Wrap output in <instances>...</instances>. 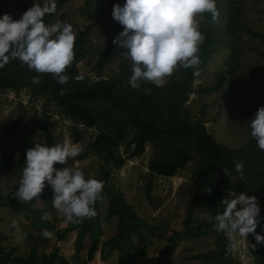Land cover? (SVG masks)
<instances>
[{"label": "rangeland", "instance_id": "obj_1", "mask_svg": "<svg viewBox=\"0 0 264 264\" xmlns=\"http://www.w3.org/2000/svg\"><path fill=\"white\" fill-rule=\"evenodd\" d=\"M22 1L27 0H0V18L9 14L14 20L21 19ZM125 2L126 0H63L57 5L56 12L50 19L44 21L49 26L57 22L71 24L76 39L79 33L85 31L81 37V56L74 64L77 75L83 77V84L113 80L122 89L130 86L128 81L132 75L131 61L123 55L126 49L113 44L117 33V22L112 17L113 6L122 7ZM37 3L42 6L43 0H32L30 8ZM216 4L220 13L218 21L213 22L208 15L207 18L204 16L200 24V30L205 36L199 51L202 61L201 74H193L186 86L172 93L171 98L174 101L167 105L166 111L174 112L172 117L178 122L187 125L196 121L201 123L210 141L218 148L236 152L252 138L249 124L263 105L264 0H216ZM229 29L233 33L232 37L229 35ZM77 43L75 40V44ZM232 50L236 51L234 56H231ZM186 71L187 69L181 68L175 72L165 86L168 87L173 82L181 83V75ZM0 74L5 77L2 79L5 84H0V201L5 205V196L2 193L7 191V197L14 199L11 204L15 209L0 207L11 209L22 216L24 214L22 205L25 206L26 203L20 201L15 192H12L13 189L19 188L22 178L16 161L23 145L28 151L36 144L51 147L68 142L82 150L76 157L78 163L75 165V160L68 158L67 164H55L54 167L62 170L76 166L85 173L86 179L97 180L107 171L108 177L102 181L112 192L121 193L131 212L142 221V226L137 224L129 233V264H155L157 257L164 255L166 237L174 232L187 231L185 238L177 244L172 253L164 257L168 258L169 264H197L200 260L194 259L195 255L206 253L217 256L222 252V249L217 247L214 220L209 222L200 219L201 212L211 214L204 205L194 206L189 214L188 226L183 225V220L188 215V206L201 185V179L195 175L192 167L183 166L172 177L156 175L149 171V163L166 157L169 151L163 140L145 143L139 156L124 160L119 168H112L90 149V144L97 134L96 128H86L66 117L63 108L47 96L39 83L32 82L34 76L19 77L15 70L7 65L0 68ZM218 81L216 91L207 90ZM92 109L96 113L102 110L97 104L93 105ZM121 124L124 132L112 152L115 157L122 158L131 147L130 142L136 131L123 122ZM45 134L51 138V144L47 143ZM174 143L181 148L185 147L192 155L197 154L185 138ZM25 166L26 158L23 168ZM222 173L225 174L224 171ZM147 184H150V202H147L144 196ZM250 185L264 200V181H251ZM237 196L232 187L221 192L222 201ZM52 199L53 191L50 186H46L41 198L32 203L33 206H40L38 208L44 211L43 216L49 212L50 221H64V217L53 208ZM106 207L107 199L103 195L102 200L98 201L97 218L90 221V224H83L85 233L81 250L77 254L72 250V264H93L101 242L105 241L104 238L107 240L116 235L117 217L106 219ZM25 214L28 217L27 222L34 220L30 213L25 211ZM90 226L91 230H88ZM55 228L51 231H55ZM69 232H72L75 239L77 229ZM94 235L98 238L97 251L92 260L87 261L86 250ZM223 235L229 244V238L224 233ZM30 238L32 241H29ZM26 240L31 242L32 247H36L41 240L43 250L31 249L29 254H26V251L20 249L18 256H15L14 248L2 244L0 240V254L11 253L10 257L25 261L32 255L39 262L47 259L56 247L47 245V238L39 234L35 236L26 233ZM237 240V250L228 255V263L225 264H254L251 256L254 243L252 235L249 234L246 240L239 237ZM62 247H57L55 262L62 257ZM139 251H143V257ZM122 258L123 255L117 251V257L110 260L109 254V261L105 264H122ZM64 261L67 264V260ZM222 261L223 258L215 264H222ZM94 264L103 263L96 260Z\"/></svg>", "mask_w": 264, "mask_h": 264}, {"label": "clouds", "instance_id": "obj_2", "mask_svg": "<svg viewBox=\"0 0 264 264\" xmlns=\"http://www.w3.org/2000/svg\"><path fill=\"white\" fill-rule=\"evenodd\" d=\"M56 8V0H43L42 6L34 4L19 20L9 14L0 18V68L10 60H18L22 67L27 65L29 71L37 73L33 83H40L42 74L52 75L62 85L68 83L66 72L75 60L76 34L68 23L45 24V15L55 13ZM205 14L213 22L218 21L216 0H126L122 7L113 6L112 17L124 29L113 44L126 49L123 55L132 64L128 84L133 90H139L142 82L162 88L181 68L193 69L195 76L201 74L199 51L205 36L200 24ZM75 79L80 81L83 77ZM249 125L251 137L264 151V107L258 109ZM81 151L79 146L68 142L51 147L36 144L29 149L17 198L29 203L39 199L45 187L50 186L53 208L64 217L65 223L82 224L84 219L94 218L95 204L103 198V181L86 179L76 166L62 170L54 167L67 164L68 158H73L76 165ZM223 170L228 176V170ZM235 171L245 179L243 162L235 163ZM207 192L211 194V189ZM222 205V213L213 217L201 212L200 219L214 220V230L229 238L226 254L237 250V237L246 240L251 234L257 244H264V235L256 233L261 210L255 196L240 193L231 200L224 199ZM12 226L16 227L15 221ZM44 235L50 237L51 233L45 231Z\"/></svg>", "mask_w": 264, "mask_h": 264}, {"label": "trees", "instance_id": "obj_3", "mask_svg": "<svg viewBox=\"0 0 264 264\" xmlns=\"http://www.w3.org/2000/svg\"><path fill=\"white\" fill-rule=\"evenodd\" d=\"M63 0H57L58 5ZM32 0L22 1V16L30 9ZM52 15V14H51ZM51 15H45L44 21H48ZM206 18L208 14H205ZM123 26L116 23V37L122 32ZM85 31L79 33L75 44V60L74 63L67 69L66 74L69 76V81L66 84L58 83L50 74L40 75V88L63 108V114L71 118L86 128H96L97 134L94 136L90 149L96 155L102 157V161L109 164L112 168H119L124 160L139 156L143 152L145 143L149 141L158 142L163 140L168 147L166 157L162 159L152 160L148 169L151 173L172 177L176 171L186 165H190L195 172V175L201 179V185L194 195L191 203L188 206V215L183 220L184 227L188 226L189 214L194 206L202 204L211 213L213 217L220 214L224 210L221 200V192L226 188L232 187L236 194L245 193L249 197L255 196L260 207V223L257 226L256 233L264 235V200L258 195L250 185L251 181H264V151H261L254 138H250L245 144L241 146L236 152H232L225 148H218L210 141L208 134L204 127L199 122H193L187 125L184 122L176 121L172 116L173 113H167V105L173 102L171 98L172 93L180 87L186 86L189 80L193 77V70L187 69L186 73L181 75V83H171L162 88H158L152 84L141 83L139 90H133L131 86L124 87V89L117 86L113 80H100L96 83L83 84L82 80L77 81L78 76L74 64L79 61L81 56L80 46L82 35ZM229 35L232 37L233 33L229 29ZM115 37V39H116ZM236 51L232 50L231 56H234ZM8 67L15 70L19 77L22 76H36L37 73L29 71L27 65L21 66L18 60H10ZM4 75L0 74V84L4 85ZM219 80H221L219 78ZM218 83L207 89L216 91ZM145 89H149L147 93ZM99 105L102 110L99 113L93 111V105ZM264 107V97L263 105ZM167 116V117H165ZM101 118V119H99ZM172 118V119H171ZM103 123L100 124L99 122ZM121 122L131 126L136 131L135 137L130 142L131 147L126 152L125 157H115L112 148L115 147L122 138L123 127ZM46 141L51 144V138L45 134ZM181 138L189 140L196 155L190 154L185 147L175 145V141ZM129 146V145H128ZM27 147L23 145L20 148L16 166L22 172L23 163L26 158ZM237 161L243 162L245 179H241L239 174L235 171V163ZM223 169H227L229 175L223 174ZM108 172L105 171L100 176V181L107 179ZM104 183V182H103ZM211 189V194L207 190ZM18 189H13L15 192ZM150 184H147L144 196L147 202H150ZM107 199V207L105 210V218L117 217V233L115 236L101 242V247L98 250L100 260H105L112 251H118L123 255L122 264H129L131 261L130 255L127 253L128 237L131 230L136 228L137 224L143 225L142 221L138 220L131 212L119 192H112L104 183L103 194ZM41 198V197H40ZM39 198V199H40ZM22 205L23 217L27 220L25 214L30 213L34 220L30 222L31 227L35 231L41 229L51 231L54 226L44 218V211L33 206L34 201ZM14 199H9L5 196V205L8 208H13L11 202ZM7 202V203H6ZM10 203V204H9ZM4 204V203H3ZM97 205L95 204L96 216L92 219H84L82 224L68 223V226L55 234L56 241H61L66 234L71 230L77 229V233L73 243L74 254L81 250V244L85 233L83 224H90L89 222L97 218ZM91 230V226L88 227ZM187 231L174 232L166 237V245L163 253L157 257L155 264H169L168 258L173 249L181 242ZM253 237V245L251 248V256L254 264H264V244H257L255 236ZM0 240L2 237L0 236ZM217 247L222 249V252L217 256L211 254H198L193 258L200 260L197 264H215L222 261V264L228 263V255L226 249L228 247L227 240L223 233H217L216 237ZM98 238L96 235L92 236L89 246L86 250V260L91 261L93 254L97 251ZM255 246V247H253ZM57 247H54L47 259L36 261L32 255L28 257V261L17 257H10L11 253L5 255L0 254V264H66L62 257L55 262V255ZM140 256L143 257V251H139Z\"/></svg>", "mask_w": 264, "mask_h": 264}, {"label": "crops", "instance_id": "obj_4", "mask_svg": "<svg viewBox=\"0 0 264 264\" xmlns=\"http://www.w3.org/2000/svg\"><path fill=\"white\" fill-rule=\"evenodd\" d=\"M35 206L37 209H39L38 207H40L38 204ZM39 210H42V209H39ZM49 216H50L49 212H46L44 218L48 220L50 224L56 227L55 231L65 228L67 226V223H65V221L63 220H59L57 223L50 221ZM14 221L16 222V227L12 226ZM45 231L47 230H44V229H41L40 231L32 230V228H30V223L27 222V220L22 216V214L16 213L12 211L11 209L0 207V235L2 236L1 242L2 244L7 245L8 247L14 248L15 256H18V251L20 249L26 251V254H29L31 249H35L36 251L43 250L42 241L40 240L36 247L34 246L32 247L31 242H29L31 238L29 239V241L26 240V233H29L30 235L34 234L35 236L39 234L40 236L45 237L44 235ZM55 231H47L51 233V236L45 237L47 238L45 243L47 245H50V244H52V246L55 245L56 247H59V248L63 246L62 247L63 248L62 250L63 259L67 260V264H72V262L70 261L72 250H73V242H74V236L72 232H69L66 235H64L63 240L56 241L55 233H54ZM104 240L106 239L104 238ZM96 257L97 258H95V260L92 261L93 264L95 263L96 260L97 262L99 261V262H102L103 264L109 261V259L101 261L99 259V253L98 255L96 254ZM116 257H117V251L114 250L110 253V260Z\"/></svg>", "mask_w": 264, "mask_h": 264}]
</instances>
